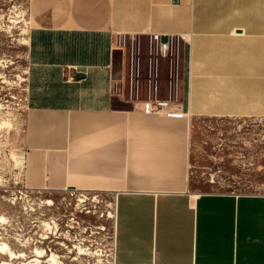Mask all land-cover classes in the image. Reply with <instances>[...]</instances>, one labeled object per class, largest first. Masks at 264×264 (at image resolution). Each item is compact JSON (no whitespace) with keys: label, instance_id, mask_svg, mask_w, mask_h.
I'll return each mask as SVG.
<instances>
[{"label":"crops","instance_id":"1","mask_svg":"<svg viewBox=\"0 0 264 264\" xmlns=\"http://www.w3.org/2000/svg\"><path fill=\"white\" fill-rule=\"evenodd\" d=\"M28 17L24 187L111 195L114 264H264V194L195 193L189 171L201 121L264 119V0H32ZM149 33L166 57L141 55Z\"/></svg>","mask_w":264,"mask_h":264},{"label":"rangeland","instance_id":"2","mask_svg":"<svg viewBox=\"0 0 264 264\" xmlns=\"http://www.w3.org/2000/svg\"><path fill=\"white\" fill-rule=\"evenodd\" d=\"M31 1L0 0V242L22 254L10 258L0 253V264H50L51 255L55 264H114L111 195L31 191L23 184L25 117L31 100L25 72L36 52L25 43ZM119 45L115 50L122 52ZM141 46V55L149 54V45ZM126 49L133 54L130 39ZM167 71L159 61L158 74ZM59 90L52 95L60 104L83 100L77 92ZM195 135L196 157L189 165L192 192L264 194V119H205Z\"/></svg>","mask_w":264,"mask_h":264},{"label":"built area","instance_id":"3","mask_svg":"<svg viewBox=\"0 0 264 264\" xmlns=\"http://www.w3.org/2000/svg\"><path fill=\"white\" fill-rule=\"evenodd\" d=\"M149 37V53L154 54L159 58L166 57L169 51V42L163 41L160 34L158 33H149ZM147 109L150 112L162 114L164 116L183 115L181 104L174 103L171 100H154L149 103Z\"/></svg>","mask_w":264,"mask_h":264},{"label":"bare ground","instance_id":"4","mask_svg":"<svg viewBox=\"0 0 264 264\" xmlns=\"http://www.w3.org/2000/svg\"><path fill=\"white\" fill-rule=\"evenodd\" d=\"M26 44H28V42L26 41L25 42ZM82 201V200H81ZM47 204H50V202L48 201ZM7 252L8 256H10V258H17V257H21L22 254H15L13 253L9 248L8 246L5 244V243H1L0 242V253L1 254H5ZM37 254L40 255V252L39 251H36ZM48 262H50V264H55V258L54 256H50L48 258Z\"/></svg>","mask_w":264,"mask_h":264},{"label":"water","instance_id":"5","mask_svg":"<svg viewBox=\"0 0 264 264\" xmlns=\"http://www.w3.org/2000/svg\"><path fill=\"white\" fill-rule=\"evenodd\" d=\"M114 54H121V51L120 50H115L114 51ZM119 70H120V60H118V64H114V66H113V71L114 72H119ZM113 79H119V76H113Z\"/></svg>","mask_w":264,"mask_h":264}]
</instances>
